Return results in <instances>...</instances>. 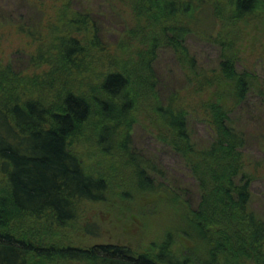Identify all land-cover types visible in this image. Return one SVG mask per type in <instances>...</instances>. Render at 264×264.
I'll list each match as a JSON object with an SVG mask.
<instances>
[{
  "label": "trees",
  "instance_id": "obj_1",
  "mask_svg": "<svg viewBox=\"0 0 264 264\" xmlns=\"http://www.w3.org/2000/svg\"><path fill=\"white\" fill-rule=\"evenodd\" d=\"M50 1L49 36L36 39L28 58L29 66L45 70L20 78L0 63V264H264V213L252 205L253 184L264 179V155L247 156L246 133L236 123L251 97L264 108V0H112L144 20L129 26L118 46L104 40L97 18L75 8L74 0ZM209 23L218 29L209 32ZM190 33L220 50L210 71L191 52ZM168 47L190 88L163 100L155 60ZM241 50L261 60V71L241 59ZM142 101L157 119V139L181 154L196 179L195 204L186 187H172L154 160L134 148ZM201 112L214 137L202 146L189 128L190 117ZM94 131L91 142L123 159L140 191L178 204V213H165L153 253L119 242L82 246L36 235L76 228L81 205L105 198L107 178L89 171L74 150ZM257 140L264 150V129ZM109 168L118 169L112 160ZM83 229L102 233L94 221Z\"/></svg>",
  "mask_w": 264,
  "mask_h": 264
},
{
  "label": "rangeland",
  "instance_id": "obj_2",
  "mask_svg": "<svg viewBox=\"0 0 264 264\" xmlns=\"http://www.w3.org/2000/svg\"><path fill=\"white\" fill-rule=\"evenodd\" d=\"M112 2V0H74L73 6L82 11L88 10L91 15H94L100 23V33L104 40L114 41L116 42L114 44H117L119 37L127 32L129 26L137 24L139 19L142 22L144 20L143 16L132 15L128 7H121L120 1L116 4ZM50 3V0H0V63L9 64L11 70L19 74L20 78H27L31 72L41 73L45 70L44 66H29L28 58L36 52L38 46L36 39H46L49 36L46 21L53 13L49 7ZM39 4L42 8L45 5V12L44 9L43 12L40 10ZM208 25L210 23L205 26L209 32L218 29L217 23L214 28ZM29 27L36 32H27L26 29ZM108 41L107 43L110 42ZM186 41L191 52L198 58L200 67L210 71L216 66L220 53L216 45L207 42L196 33H190ZM134 48L132 46V49ZM129 50L128 48L125 53ZM241 59L247 65L254 64L256 69L261 71L259 68L261 60H257L253 53L250 54V51L241 50ZM155 66L161 76L159 97L163 100L166 97L165 94H170L177 89L184 93L190 88L186 82V73L171 48L160 50ZM206 95L207 93L191 96L192 98L188 100L194 102L198 97L202 98ZM256 98L251 97L249 106L241 110V114L236 115L239 116L236 121L237 125L246 133L247 144L244 150L250 157L264 155V150L260 148L257 140V133L264 129V108L259 106V102H255ZM145 103V101L141 102L140 113L135 114L137 120L131 133L133 146L154 160L155 164L166 173V178L172 187H181L182 191L186 187L184 195L192 198L195 204L199 198L197 181L190 168L184 163L181 154L157 139V119L154 115L148 114ZM190 116L191 113H189ZM206 120L207 117L202 112L190 117L191 136L200 146L207 145L214 138L212 128ZM88 133L83 135L84 138L78 139V146H75L74 150L82 156L89 171L100 173L107 178L109 186L105 198L97 202H84L81 205L76 228L64 227L60 231L61 235L54 234V232L48 235L41 231H37L36 235L40 239H48L49 242L82 246L100 241L119 242L131 246L135 251L153 253V249L157 248V240L165 231V229L160 230L164 228L165 213L168 214L170 210L178 213V204L170 202L169 198L161 193L150 194L140 191L137 187L135 172L125 166V162L122 163L123 159L110 158V155L101 151L95 141L91 142V140H96V131L93 132V139L87 137ZM111 160L118 168L116 171L109 168ZM253 189L255 194L252 205L256 210L264 213V179L255 182ZM87 221L99 224L102 233L98 236L85 233L83 225ZM39 230L42 229L39 228ZM153 241H155V247L152 246ZM180 241V238L177 239L175 247ZM57 263L70 264L62 260H58ZM73 264L81 263L74 262Z\"/></svg>",
  "mask_w": 264,
  "mask_h": 264
}]
</instances>
